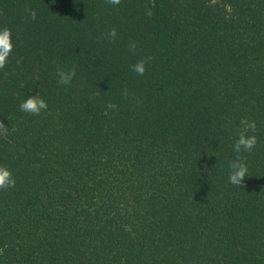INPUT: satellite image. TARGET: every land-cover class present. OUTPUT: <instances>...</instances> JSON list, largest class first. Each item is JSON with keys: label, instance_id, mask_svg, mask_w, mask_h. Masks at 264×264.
Masks as SVG:
<instances>
[{"label": "trees", "instance_id": "1", "mask_svg": "<svg viewBox=\"0 0 264 264\" xmlns=\"http://www.w3.org/2000/svg\"><path fill=\"white\" fill-rule=\"evenodd\" d=\"M4 28L0 264H264V0H0Z\"/></svg>", "mask_w": 264, "mask_h": 264}, {"label": "clouds", "instance_id": "2", "mask_svg": "<svg viewBox=\"0 0 264 264\" xmlns=\"http://www.w3.org/2000/svg\"><path fill=\"white\" fill-rule=\"evenodd\" d=\"M106 3L112 6H118L121 0H106ZM25 12L29 15L32 20L37 18V13L34 9L29 7L25 8ZM117 30L112 28L104 34V39L109 42H115L117 38ZM129 51L135 52L136 43L134 41L129 43ZM13 49V43L11 40V30L4 28L0 30V69L6 66L8 57L11 55ZM151 60V57L146 59H140L131 66V71L135 72L139 76H143L147 71L146 65ZM77 66L73 64L70 68L64 69L59 68L56 72L58 83L63 86H71L73 79L76 76ZM124 95L127 96V89L124 90ZM20 110L30 115L38 116L42 111L48 110V103L39 94L24 99L20 105ZM241 129L237 133V138L232 145L233 152L236 153V157L228 163V180L229 183L243 187L244 178L248 176V166L246 159L242 157V153H251L257 143L258 138L255 135L257 125L254 120L249 121L248 119L241 120ZM7 127L0 122V133L6 134ZM15 178L12 175L10 169L6 166H0V190H6L15 187Z\"/></svg>", "mask_w": 264, "mask_h": 264}]
</instances>
